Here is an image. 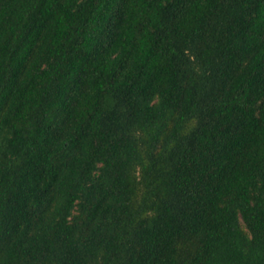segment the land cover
Returning <instances> with one entry per match:
<instances>
[{
	"label": "trees",
	"instance_id": "16d2710c",
	"mask_svg": "<svg viewBox=\"0 0 264 264\" xmlns=\"http://www.w3.org/2000/svg\"><path fill=\"white\" fill-rule=\"evenodd\" d=\"M0 264H264V0H0Z\"/></svg>",
	"mask_w": 264,
	"mask_h": 264
}]
</instances>
